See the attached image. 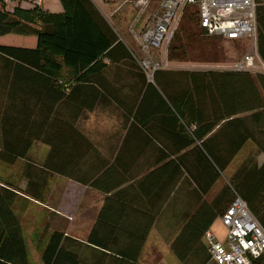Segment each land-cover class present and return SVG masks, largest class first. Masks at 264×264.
Listing matches in <instances>:
<instances>
[{
  "label": "crops",
  "instance_id": "1",
  "mask_svg": "<svg viewBox=\"0 0 264 264\" xmlns=\"http://www.w3.org/2000/svg\"><path fill=\"white\" fill-rule=\"evenodd\" d=\"M89 1L118 39L135 52L113 26L109 11H105L108 0ZM59 5L54 12L42 5L39 9L60 14L63 9L60 2ZM15 7L34 8L32 0H15L11 5L0 0V9L10 13ZM34 27L41 29L39 24ZM0 42L35 46L31 37L5 36ZM166 48L153 52L163 64L161 71L166 77L159 79L158 85L170 93V98H176V105L186 90L178 78L180 73L226 68L167 61ZM137 50L138 47L136 53ZM104 63L108 64L107 60ZM230 69L234 70V66ZM248 71L263 73L258 69ZM3 74L0 67V117L48 118L57 122L52 132L63 135V143L51 157L59 171L49 172V190L44 201L40 203L16 192L12 207L30 264H42L41 251L54 233L61 235L60 245L75 254L78 264H107L115 262L113 258L126 264H181L171 248L179 246L178 239L183 242L188 238L183 232L189 229L199 230V239L195 240L193 234V253L187 261L200 262L205 246L202 231L211 230L218 220V193L231 175L218 176L219 145L234 150L240 144L236 126L224 130L216 127L196 140L182 126L187 118L182 119L173 110L159 89L147 87L129 59L107 65L100 77L91 82L64 83V104L50 95L47 88L51 86L43 81L20 79L13 85L2 78ZM259 138L263 144L257 141L256 150H263L264 139L262 135ZM254 143L248 139L226 163V169L234 167L233 173ZM48 152L49 147L34 142L27 158H18L12 164L17 167L16 172L8 171L0 186L8 181L14 188L24 190V167L31 164L41 168ZM0 163L3 168L11 166ZM257 163H264L263 152L258 154ZM30 251L35 258L30 257Z\"/></svg>",
  "mask_w": 264,
  "mask_h": 264
},
{
  "label": "trees",
  "instance_id": "2",
  "mask_svg": "<svg viewBox=\"0 0 264 264\" xmlns=\"http://www.w3.org/2000/svg\"><path fill=\"white\" fill-rule=\"evenodd\" d=\"M59 2L63 9L60 14L46 13L35 6L29 10L15 7L10 13L0 9V38L22 36L35 39V46L30 48L0 42V67L4 69L3 79L13 85L20 79L43 81L51 86L47 88L50 95L64 104L67 99L64 83L73 81L79 85L91 82L100 77L107 65L129 59L145 79L147 87L159 89L171 102L173 110L180 113L182 119L184 116L187 118L188 121L184 120L182 126L186 131H191L196 140L204 138L216 127L224 130L236 126L235 131L239 132L240 144L234 150L227 145H219V178L226 169V163L237 154L248 139L257 142L259 135L264 139V73L252 74L248 70L235 69L183 71L178 78L186 86V90L180 94L178 98L180 101L176 105L174 103L176 98H170V93L158 85L159 79L166 78L162 75L164 71H161V68L156 69L152 81H148L138 68L130 49L118 39L89 0ZM255 21L256 53L264 64V0L257 2ZM37 24L41 29L34 27ZM206 38L215 37L206 35L199 28L196 6H186L181 15V24L168 44L167 60L189 61L188 55L190 48L194 47L193 43ZM104 60H107L108 64H105ZM26 109L32 108L26 106ZM240 114L244 117H235ZM53 124L56 125L57 122H51L48 118L36 120L0 117L2 163L12 165L18 158H27V153L34 142L49 147L41 168L31 164L24 167L23 176L27 179L24 190L14 188L15 185L8 181L0 186V264H30L19 221L12 207L17 197L16 192L42 203L49 172L59 171V167L52 163L51 157L63 143V135L52 132ZM260 152L264 153V149L249 152L228 178L227 184L220 189L216 201L218 217L227 208L235 193L246 202L251 213L264 228V163L260 166L257 163ZM62 175L65 174L62 172ZM213 220L214 216L211 223ZM206 230L208 228L202 231V236ZM198 231L189 229L183 232V236L185 234L188 238L183 242L182 239H178L176 243H179V246H172L171 249L181 264H207L210 261L205 246H202L200 262L187 261L193 253V234L195 240L199 239ZM60 242L59 233L49 237L41 251L42 264H78L75 254L67 252ZM36 249L40 250L38 245ZM113 259L115 262L109 261L107 264H115L117 261L116 264H126L124 260ZM251 264H264V254L254 259Z\"/></svg>",
  "mask_w": 264,
  "mask_h": 264
},
{
  "label": "built area",
  "instance_id": "3",
  "mask_svg": "<svg viewBox=\"0 0 264 264\" xmlns=\"http://www.w3.org/2000/svg\"><path fill=\"white\" fill-rule=\"evenodd\" d=\"M44 0H32L40 7ZM149 0L145 3L147 4ZM259 0H158L151 25L136 36L138 53L130 50L140 71L148 81L161 68L152 58V52L167 47L169 32L181 18L186 6H196L199 28L210 37L237 41L255 37V10ZM11 5L12 0H4ZM254 58L243 57L235 70H250ZM224 230L218 236L211 230L203 234L210 261L215 264H251L264 254V228L237 194L219 217Z\"/></svg>",
  "mask_w": 264,
  "mask_h": 264
},
{
  "label": "rangeland",
  "instance_id": "4",
  "mask_svg": "<svg viewBox=\"0 0 264 264\" xmlns=\"http://www.w3.org/2000/svg\"><path fill=\"white\" fill-rule=\"evenodd\" d=\"M146 1L147 0H108L107 1L108 4L106 5L107 8H105V11L106 12L109 11V14L111 15L113 26H115V28L119 30L118 32H120L123 38L128 43L131 44V47L134 49L135 52L137 48L136 36H138L140 32H142L145 28L151 25L152 15L157 9L158 0H149L147 4L145 3ZM103 2L104 4L107 3L105 1ZM42 8L49 9L50 12L51 11L54 12L59 10L60 5L58 0H45V2L43 1L42 3ZM180 24H181V18L176 22L174 27L170 30L168 34L169 36L168 44L173 36V33L177 30ZM125 31L127 33L123 34V32ZM193 46H194L193 48H190V52L188 55L189 61H183L179 63H185V64L191 63V64H195L199 66H207V67L208 66L226 67L225 70H231L230 68L232 66H235L237 63L241 62L244 56L250 55L254 58V65L252 67L253 69L251 68L250 70L254 72L258 69L264 73V64L260 61L256 53V36L247 37L237 41H228L218 38H206L205 40L203 39L201 42L197 41L196 43H193ZM162 48L165 49V47ZM162 48L159 50L161 51ZM153 52L151 55L154 62L159 64L160 67H162L163 64L159 61V57L155 53L153 56ZM161 52L158 53V55H160ZM257 141L263 144L261 138H258ZM257 148H258V142H255L253 149L248 151L254 152ZM14 166L15 165H11L3 168L2 164L0 163V181L3 180V176L4 178L8 177L7 176L8 171H12V170L15 171L17 169V167ZM232 170H234V167H228L223 172L222 177L227 178L230 174L232 175L231 173ZM13 181L15 183L17 182L15 181V179ZM48 190H49V183L47 181L45 187V193H44L45 196H47ZM211 230L218 236V238L223 236L224 230L220 224L219 218L213 224ZM33 245L34 244H32V246ZM29 254L31 258L33 257L35 258L34 255L35 253H33V251H30ZM211 264H215V263L212 262Z\"/></svg>",
  "mask_w": 264,
  "mask_h": 264
}]
</instances>
